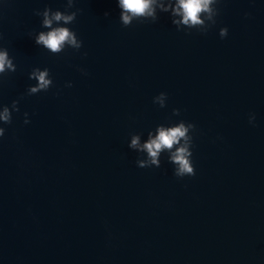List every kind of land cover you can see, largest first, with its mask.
Listing matches in <instances>:
<instances>
[{"label": "water", "instance_id": "water-1", "mask_svg": "<svg viewBox=\"0 0 264 264\" xmlns=\"http://www.w3.org/2000/svg\"><path fill=\"white\" fill-rule=\"evenodd\" d=\"M65 4L0 0V103L19 108L0 123V264H264V0H219L203 33L171 23L176 0L127 27L117 0H74L82 47L54 54L36 12ZM36 67L53 84L29 95ZM180 120L195 175L167 152L138 167L132 136Z\"/></svg>", "mask_w": 264, "mask_h": 264}, {"label": "clouds", "instance_id": "clouds-1", "mask_svg": "<svg viewBox=\"0 0 264 264\" xmlns=\"http://www.w3.org/2000/svg\"><path fill=\"white\" fill-rule=\"evenodd\" d=\"M120 8L119 20L123 26H130L134 20L155 21L156 0H117ZM219 0H176V5L172 7V12L179 15L180 19H173L171 23L179 30L181 25L186 29H197L200 32H206L208 28L216 23L218 9L215 5ZM164 11L167 6L159 5ZM74 7V0H66L64 11L53 10L45 7L43 10H37L36 14L42 17V27L47 31H39L34 42L42 45L51 53H60L65 47L79 50L82 47V41L78 39L76 33L67 25L72 24L77 16L79 9L71 10ZM109 13L105 12V16ZM203 17V18H202ZM228 34L226 27L219 29V36L224 38ZM16 65L12 57L9 56L6 48L0 47V75L15 72ZM29 79H34L36 83L29 85L27 92L29 95L41 91H47L53 84L47 67L33 68L28 74ZM70 86V83H69ZM167 94L160 92L153 97V102L160 107H165ZM19 111L18 100H13L11 105L0 103V123L11 124L12 112ZM174 115H179V109H172ZM24 123H29L27 112L24 113ZM250 122L254 120V115L249 117ZM195 126L191 122L180 120L170 126H158L155 135L148 133V139L141 144L138 135H133L128 145L131 149L146 153L144 158H138L136 164L141 168L160 166V155L162 152L168 153V160L175 166L174 174L177 177L185 175H195V169L192 164L191 145L192 136L190 130ZM5 129L0 126V137L4 135Z\"/></svg>", "mask_w": 264, "mask_h": 264}]
</instances>
